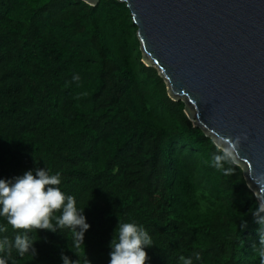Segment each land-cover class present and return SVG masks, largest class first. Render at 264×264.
<instances>
[{
	"label": "trees",
	"instance_id": "trees-1",
	"mask_svg": "<svg viewBox=\"0 0 264 264\" xmlns=\"http://www.w3.org/2000/svg\"><path fill=\"white\" fill-rule=\"evenodd\" d=\"M137 31L119 0H0V178L59 172L90 225L83 243L33 229L35 256L13 250L15 264H62L61 253L109 264L119 219L152 235L145 264L197 251V264H259L258 199L242 168L209 166L212 139L144 64ZM0 224L10 238L23 231Z\"/></svg>",
	"mask_w": 264,
	"mask_h": 264
},
{
	"label": "water",
	"instance_id": "water-1",
	"mask_svg": "<svg viewBox=\"0 0 264 264\" xmlns=\"http://www.w3.org/2000/svg\"><path fill=\"white\" fill-rule=\"evenodd\" d=\"M119 1L138 25L142 61L193 125L212 141L242 137L238 165L264 200L254 181L264 173V0Z\"/></svg>",
	"mask_w": 264,
	"mask_h": 264
},
{
	"label": "clouds",
	"instance_id": "clouds-1",
	"mask_svg": "<svg viewBox=\"0 0 264 264\" xmlns=\"http://www.w3.org/2000/svg\"><path fill=\"white\" fill-rule=\"evenodd\" d=\"M73 79L78 80L79 76ZM243 138L247 139L246 134ZM241 139V136L235 139L219 136L214 139L212 143L215 151L211 153L209 166L225 177L231 176L240 160L238 149ZM254 181L259 186L258 191L264 189V173L255 176ZM60 184L61 174H52V170L47 167L27 170L12 178H0V218L13 230H23L10 238L6 234L7 227L0 224V264H15L13 250L21 257L25 254L35 256V239L29 234L33 229L52 232H56L57 228L71 229L75 240L83 243L84 233L90 227L84 214L85 205L80 206L73 195L61 189ZM252 215L258 224L256 232L259 240L258 244L253 243L252 250L259 264H264V200H257ZM246 226V222L241 224V228ZM154 244L152 235L143 224L119 219L109 244V264H145L148 260L145 249ZM61 260L62 264H75L63 253ZM200 260L201 255L197 251L185 257L183 264H197Z\"/></svg>",
	"mask_w": 264,
	"mask_h": 264
}]
</instances>
